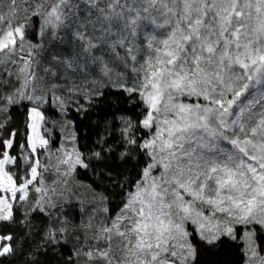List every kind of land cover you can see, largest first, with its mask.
Listing matches in <instances>:
<instances>
[{
    "label": "snow or ice",
    "instance_id": "snow-or-ice-1",
    "mask_svg": "<svg viewBox=\"0 0 264 264\" xmlns=\"http://www.w3.org/2000/svg\"><path fill=\"white\" fill-rule=\"evenodd\" d=\"M9 2L15 9L17 0ZM19 2L22 5L26 0ZM89 3L98 13L92 31L99 30L102 35L89 36L87 30L77 35L83 53L105 74L110 71L107 63L91 56L94 40L113 52L117 47L125 48L126 55L135 61L138 30L151 29L146 36L144 79L138 85L146 108L135 127L138 130L142 126L152 134L138 142L130 120L125 121L122 131L128 148L143 150L149 162L142 172L143 181L136 185L137 192L112 225L126 238L125 249L134 264H194L196 248L187 239L191 233L186 222L196 225L195 231L207 243L218 239L206 226L204 206L213 217L222 213L238 225L264 229V92L247 103L240 100L250 87L264 85V0H107L104 7H99L97 0ZM253 12L255 27L249 23ZM62 19L58 4L45 18L41 32L45 27L58 26ZM3 23L5 17L0 14ZM6 23V30L0 28V49L23 48L28 25L14 26L11 18ZM154 43L159 46L153 47ZM138 88L125 90L132 93ZM185 98L195 102H185ZM31 113L34 121L43 119L37 108ZM254 116L258 120L250 127ZM31 127L35 131L36 124ZM249 132L252 138H248ZM27 143L35 152L36 138L29 136ZM47 143L40 138V147ZM2 144L11 149L13 140L3 139ZM21 156L18 167L25 174L17 185L13 179L16 173L10 174L6 166L17 165L18 157L6 150L0 152V192L11 193L12 199L17 192L24 193L37 177V167ZM62 163L72 169L89 166L79 153L74 163L71 157ZM210 193H215V198ZM185 195L191 199L186 200ZM12 207L0 197V221L12 220ZM112 228L105 232L111 233ZM54 231L61 229H50L46 237L50 242H56ZM224 234L236 238L232 226H227ZM255 235L253 230L245 232L248 250L253 253ZM12 239L11 235L0 236V240ZM13 252L11 244H0V256Z\"/></svg>",
    "mask_w": 264,
    "mask_h": 264
},
{
    "label": "rangeland",
    "instance_id": "rangeland-1",
    "mask_svg": "<svg viewBox=\"0 0 264 264\" xmlns=\"http://www.w3.org/2000/svg\"><path fill=\"white\" fill-rule=\"evenodd\" d=\"M45 2L46 0H26V3L18 6V17L22 19L36 16L33 13H39ZM86 3L90 4L89 1H86ZM58 4L63 10L62 22L54 28L49 27L51 31L48 35L49 37L43 38L37 44V51L34 50V44L30 40H26L23 48L18 47L15 51L0 49V81L5 83V77H2V74H5L7 78L11 74H14L12 75L13 77L20 76V86L16 91L17 100L24 99L27 103L28 137H35L37 144L36 151L33 152L35 155L33 166L37 167L36 179L33 180L32 184L28 185L24 193L17 192L15 199H12L11 193L4 192H0V197L5 198L13 206L14 204H25L30 193L38 192L37 201L42 206L46 200L53 207L60 205L63 212L60 223L57 227L52 228L61 229V231H56L58 239H71L75 264H134L131 253L126 252L125 249L126 238L119 236L116 230L112 228L113 221L120 216L124 208L117 214L109 215L99 203L97 195L75 179L73 175L75 168H70L68 164L62 163V161L71 157V162L74 163L76 153H79L71 123L66 117L68 110L83 109L88 102V98L96 95L97 90L104 87L106 78L120 89L138 88L139 83L144 79L142 65L148 53L146 36L151 29L142 28L138 30L135 39V61L126 55L125 48L117 47L115 52H113L106 45L97 43L94 40L96 47L93 48L91 56H98L107 63L110 71L105 74L96 61L83 53L82 42L76 39L78 38V32L85 30H87L89 36L98 37L102 35L99 30L95 33L92 31V25L96 22L98 15L96 8L90 5L93 8L92 10L95 11V13H90L89 11H84L85 8L76 11L72 7L68 10V12H74V17H71L65 14L66 4L65 2L61 3L60 0L55 1L50 12ZM245 11L247 12V10ZM0 14H3L6 18L5 10L1 6ZM249 23L253 27L257 24V17L254 12ZM2 25L4 23L0 24V28L5 29V26ZM55 37L61 42L58 50H64L55 51L51 49L50 44L53 43V38ZM111 39H114V37ZM43 42L46 43L44 46L51 57H54L55 61L53 60V71L45 76L44 79H38L39 71L36 70L37 59L33 60V56H40L39 49L42 47ZM157 46L159 45L153 44V47ZM36 80L40 85L35 83ZM36 90H43L49 93V98H42ZM140 90L138 88L137 91L132 92L139 99H141ZM262 92H264V85L255 84L254 87H250L248 92L240 97V100L247 103L254 96L259 97ZM5 96L7 97L8 95L4 93ZM28 96H31L32 99H28ZM7 100H9V97ZM185 102H195V99L187 100L185 98ZM46 104L49 105L48 108L50 110H53L58 115H53V118H51L50 114L46 115L43 112ZM34 107L40 111L43 119L33 120L31 109ZM257 120L258 117H252L249 120V126H255ZM33 123L36 124L35 131L31 127ZM40 138L48 142L44 147H40ZM248 138H252L250 132ZM223 144L225 147L231 148V145L227 142H223ZM10 166L12 165L6 166L7 171H9ZM30 178L31 173H29ZM142 181L143 176L138 183ZM136 192L137 187L135 186L132 196ZM209 195L215 198V193H210ZM21 196L24 198L20 199ZM185 199L188 200L191 197L185 195ZM197 206L199 207V204ZM204 215L208 217V220L205 221L206 226L211 227L218 238L228 236L224 234V229L227 226L233 227L235 239L244 245V264H264V229L257 225H251L247 228L244 225H238L234 219L222 213H216L213 217L207 206H204ZM218 221L220 222L218 225L220 232L216 230ZM185 227L189 233L195 232L197 238L202 240L198 232L195 231L196 225L188 221ZM107 228H112L111 233L105 232ZM248 230H253L256 233L254 236V253L248 250V242L245 239V232ZM129 238L133 243L135 242L134 236ZM202 241L207 242L205 240ZM0 244H6V240L5 243L4 240H0ZM88 253H91V255H88ZM104 254L107 255L105 256Z\"/></svg>",
    "mask_w": 264,
    "mask_h": 264
},
{
    "label": "trees",
    "instance_id": "trees-1",
    "mask_svg": "<svg viewBox=\"0 0 264 264\" xmlns=\"http://www.w3.org/2000/svg\"><path fill=\"white\" fill-rule=\"evenodd\" d=\"M56 0H46L42 6L39 15L29 18H19L17 15V0L15 9L11 6L9 0H0V6L5 10V23L2 26L7 28L6 21L11 18L12 24H27L26 40L34 44V50H38L37 44L48 38L50 29L45 28L41 32V26L45 23L51 7ZM89 0H64L66 4L65 14L74 17V12H68L70 8L79 11L95 13ZM107 0H97L99 7H104ZM64 10V11H65ZM16 15L13 17V12ZM50 44L51 49H59L60 41L55 37ZM57 39V40H56ZM77 41H80L76 38ZM58 43V44H57ZM46 43L43 42L40 50V56H33L37 59L36 70L39 71L38 79H44L49 75L54 65V57H51ZM76 46V44H74ZM62 54V52H61ZM54 60V61H53ZM8 78L5 74V83L0 81V107L4 111L0 112V124L4 125L0 129V152L7 151L2 144L3 139H12L13 147L8 149L11 156L18 157V164L9 167L10 173H16L14 180L17 184L24 178V169L18 167L22 162V156L32 163H35V155L27 143L28 137V106L24 99L17 100L16 91L20 86V76ZM37 79V80H38ZM37 80L35 83L40 85ZM39 81V80H38ZM42 98H49L50 94L37 91ZM4 93L8 96L4 97ZM9 97V100L7 98ZM10 100L17 101L9 103ZM44 106L43 112L47 115L58 114ZM146 105L142 98L139 99L135 93H129L124 89L118 88L108 79H105L104 87L97 90V94L89 97L87 104L83 109H69L66 117L70 121L72 130L77 142L80 157L88 163V167L82 165L75 167L73 175L82 185L88 187L106 209L109 215L120 212L125 207L127 201L131 199L135 186L142 178V172L149 162L148 156L143 150L131 148L125 144L122 131L125 127V121L130 120L134 125V132L138 142L151 136V132L138 127V122L143 119ZM15 132V136L10 133ZM21 145H24L21 148ZM96 153L100 155L97 156ZM30 169H27V178H29ZM19 177V179H17ZM38 192L30 193L25 204H14L12 207L13 217L10 221L0 222V236L11 235L12 240L6 241L11 244L14 252L0 256V264H75L74 252L71 239H58L56 231L53 232L56 242H50L46 237L52 227H57L60 223L62 210L60 205L51 206L44 202V205L37 201ZM196 248L194 264H244V245L232 236H221L214 243L209 244L197 238L195 232L187 238ZM5 243V240H4Z\"/></svg>",
    "mask_w": 264,
    "mask_h": 264
}]
</instances>
